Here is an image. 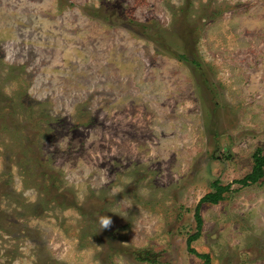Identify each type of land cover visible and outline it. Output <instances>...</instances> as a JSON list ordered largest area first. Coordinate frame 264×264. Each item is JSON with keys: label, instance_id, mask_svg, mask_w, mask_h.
<instances>
[{"label": "rangeland", "instance_id": "374dc122", "mask_svg": "<svg viewBox=\"0 0 264 264\" xmlns=\"http://www.w3.org/2000/svg\"><path fill=\"white\" fill-rule=\"evenodd\" d=\"M264 0H0V264H264ZM107 221V224L105 223Z\"/></svg>", "mask_w": 264, "mask_h": 264}, {"label": "trees", "instance_id": "16d2710c", "mask_svg": "<svg viewBox=\"0 0 264 264\" xmlns=\"http://www.w3.org/2000/svg\"><path fill=\"white\" fill-rule=\"evenodd\" d=\"M264 176V153H261L260 148H258L253 154V166L251 172L245 175L242 179L237 180L238 184L241 186H247L249 184H254L262 179ZM231 188L230 184L222 185L218 181H214L211 184V191L206 193L199 201L198 206L195 209L194 219L196 221V233L187 238V250L190 253L195 254L197 257L201 258L204 264H210V257L207 254H198L194 249L191 248V243L196 240L200 234L202 220L199 215L200 206L204 203L217 204L224 199L225 193H228Z\"/></svg>", "mask_w": 264, "mask_h": 264}, {"label": "clouds", "instance_id": "9594fccd", "mask_svg": "<svg viewBox=\"0 0 264 264\" xmlns=\"http://www.w3.org/2000/svg\"><path fill=\"white\" fill-rule=\"evenodd\" d=\"M105 223L107 224V221H105Z\"/></svg>", "mask_w": 264, "mask_h": 264}]
</instances>
